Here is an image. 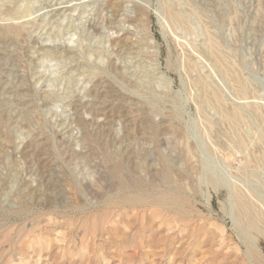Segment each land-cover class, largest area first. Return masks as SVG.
I'll list each match as a JSON object with an SVG mask.
<instances>
[{"label": "rangeland", "instance_id": "1", "mask_svg": "<svg viewBox=\"0 0 264 264\" xmlns=\"http://www.w3.org/2000/svg\"><path fill=\"white\" fill-rule=\"evenodd\" d=\"M0 264H264V0H0Z\"/></svg>", "mask_w": 264, "mask_h": 264}, {"label": "bare ground", "instance_id": "2", "mask_svg": "<svg viewBox=\"0 0 264 264\" xmlns=\"http://www.w3.org/2000/svg\"><path fill=\"white\" fill-rule=\"evenodd\" d=\"M15 11L19 12L18 9L16 8L10 13L9 11H7L9 13L8 16H10V14L13 15L12 13ZM96 95L97 93L93 94V97L95 98ZM98 128L100 129V127ZM104 128L101 129L97 135L92 137L91 143L95 145V149L93 148L92 152L93 153L94 151L97 152L105 164L106 163L112 164L111 181L112 183H114V187L111 186V188L109 189V191L111 192L113 191V193L112 194L109 193L107 195V199H108L107 202L109 203V205H111L112 207L118 210L129 209L131 211H136L137 208H141L142 210L143 209L145 210L150 207L171 211L174 208L181 205L180 200L177 198L178 197L177 191H179L178 190L179 187L174 186V184H176L181 179V175H177L176 180L173 179L171 169L167 161L162 156H159L160 159L158 157V162L159 164H161L163 175L160 176V179L158 181L160 187L159 188L154 187L153 184L146 182L145 180H143L142 178L136 175V169H138V167L137 166L134 167L132 165L131 159L129 157L130 154L132 153L130 152L125 153L123 150L118 155L116 153L112 154L107 152L108 148H110L114 144L115 140L109 138L108 131L110 130L109 129L110 127L106 129ZM74 156L75 155L72 154L67 157L70 160V158H73ZM125 162L131 164V166L126 168ZM142 163L144 164V162ZM143 164L141 165L143 166ZM46 168L47 169L49 168V164H46L45 166L43 164H39V169L38 168L37 169L42 171V169L44 170ZM51 176L52 175H50V173L48 172V175L46 177L48 179L49 178L51 179ZM100 178L103 179L102 177ZM138 254L139 253H137V255Z\"/></svg>", "mask_w": 264, "mask_h": 264}]
</instances>
